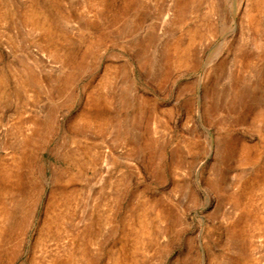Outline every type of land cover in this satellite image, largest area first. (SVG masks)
I'll return each mask as SVG.
<instances>
[{
    "label": "rangeland",
    "instance_id": "1",
    "mask_svg": "<svg viewBox=\"0 0 264 264\" xmlns=\"http://www.w3.org/2000/svg\"><path fill=\"white\" fill-rule=\"evenodd\" d=\"M252 2L0 0V264H264Z\"/></svg>",
    "mask_w": 264,
    "mask_h": 264
},
{
    "label": "bare ground",
    "instance_id": "2",
    "mask_svg": "<svg viewBox=\"0 0 264 264\" xmlns=\"http://www.w3.org/2000/svg\"><path fill=\"white\" fill-rule=\"evenodd\" d=\"M264 4V0H253V2H252V4H251V6H250V11H249V13H251V15H252V17H251V24L253 25V27L255 28V27H257L256 26V19L258 20V18L256 17V12H259V10L261 9V6ZM31 9V6L29 7V10ZM0 13H1V11H0ZM0 15H2V13L0 14ZM26 17H28V15H26ZM42 28L44 29V32H45V35H46V37L47 38H50L51 37V35H52V33H54V28L51 26V24H50V22L49 21H45V22H43L42 23ZM170 48V47H169ZM171 48H175V49H178L179 47H178V43H176V44H174ZM19 72V71H18ZM28 72V71H27ZM20 73V72H19ZM17 73V82H18V84L20 85V88L22 87V88H26L27 87V85L29 84V81H30V79L31 80H34V77L30 74V72H28V74H25L26 75V77H22L21 75H22V73ZM25 73V72H24ZM106 80L108 79V78H105ZM107 82V81H106ZM2 84V83H1ZM57 84H58V82H57ZM19 88V87H18ZM2 90V88H0V91ZM96 96V95H95ZM100 96V95H99ZM106 96V95H105ZM97 99L99 98V97H96ZM101 98V97H100ZM94 100H95V98H94ZM98 100H100V99H98ZM98 100H95V101H98ZM92 101V100H91ZM99 102V104L101 103L100 101H98ZM97 102V103H98ZM105 102H106V100H105ZM91 103H93L92 105H94V102H91ZM96 103V102H95ZM95 104V106H93V111H90V112H87L86 114H85V116L84 117H82V119H84L85 120V126L86 125H89V124H96L97 126H103L104 124V126H106L107 124H109V122H110V118L108 117V116H106V114H104L103 113V108L101 109V107L102 106H96V105H98V104ZM104 104V103H103ZM101 105V104H100ZM106 105V104H105ZM103 107H104V105H103ZM240 155L243 157V158H247V153L245 154V152H244V154H243V152H240ZM245 155V156H244ZM245 158V159H246ZM242 159V158H241ZM5 173H6V171H5ZM4 173V174H5ZM5 177L7 176L6 174L4 175ZM258 178V180L256 181V179ZM256 179L255 180H249V181H247L248 183H247V190L246 191H248V190H250V191H252L253 189H255V187H257V186H264V181L261 179V177L260 176H256ZM256 181V182H255ZM255 182V183H254ZM254 183V184H253ZM247 193V192H246ZM252 193V192H251ZM64 198V197H63ZM61 199L62 198H58V199H54L55 201H53L52 202V204H54V203H57V202H61ZM57 201V202H56ZM64 201H65V199H63V203H64ZM251 205V203L249 202V200L245 203L244 202V211H243V214H242V216H241V220L242 219H244V217H245V213H246V210H248V207ZM253 208V207H252ZM249 211V210H248ZM256 217H257V215H256ZM251 219V218H250ZM240 220V221H241ZM247 220H249V219H247ZM149 220H148V217L146 216V217H142V219H140L139 220V222H140V228H141V232H142V235H149L150 233H151V229L149 230V228H148V224H149V222H148ZM250 222V221H249ZM151 223V222H150ZM246 223V222H245ZM240 226H241V224H240ZM245 228V227H244ZM243 231V230H242ZM0 233H1V230H0ZM242 233V232H241ZM141 234V233H140ZM142 237V236H141ZM149 237V236H148ZM238 240V239H237ZM240 240V239H239ZM237 244V243H236ZM239 244V243H238Z\"/></svg>",
    "mask_w": 264,
    "mask_h": 264
}]
</instances>
